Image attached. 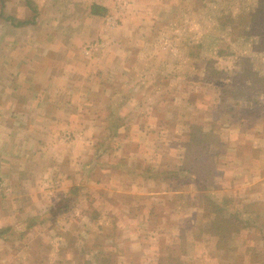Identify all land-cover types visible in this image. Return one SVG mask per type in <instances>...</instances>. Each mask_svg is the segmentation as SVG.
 I'll list each match as a JSON object with an SVG mask.
<instances>
[{
    "label": "rangeland",
    "instance_id": "1",
    "mask_svg": "<svg viewBox=\"0 0 264 264\" xmlns=\"http://www.w3.org/2000/svg\"><path fill=\"white\" fill-rule=\"evenodd\" d=\"M256 4L0 0V264H194L223 252L207 247L215 202L243 218L232 247L264 254V88L242 74H264L242 34ZM196 128L204 190L178 171Z\"/></svg>",
    "mask_w": 264,
    "mask_h": 264
},
{
    "label": "trees",
    "instance_id": "2",
    "mask_svg": "<svg viewBox=\"0 0 264 264\" xmlns=\"http://www.w3.org/2000/svg\"><path fill=\"white\" fill-rule=\"evenodd\" d=\"M100 7L101 6L94 5L92 10L97 14L104 13L102 7ZM241 17L244 21V29L242 31L243 36L255 37L256 41L254 42L253 47H255L256 51H264V0H257L256 6L248 14ZM234 20L237 19L235 18ZM24 23H26V21H22V23L18 24ZM209 64L210 65L206 68V74L212 76L217 75L220 77L221 73L224 71L213 67L211 61ZM248 69L249 68L246 70ZM242 74H244L245 77ZM242 74L241 76L250 81H252L255 76H259L260 86L264 88V74L257 75L250 69L246 72L242 71ZM236 88L238 89L239 87ZM209 135V132L203 133L198 128H196L194 132L190 131L187 140L183 143L186 147L185 156L178 170H181V172H188L189 175L194 178L193 183L199 190L208 188L213 184L214 180V163L212 160H209V154L211 153L209 147L211 144ZM178 171L172 172L173 175H179V173H177ZM210 199L211 198H209V200ZM226 201H228V199H226ZM215 203L217 206L216 209H209L214 215L206 226V231L209 234L207 247L211 251L213 249L212 246H214L217 247L219 251L223 252L220 256H215L209 252L206 254L202 253L207 259L202 256L199 258L201 261H198L197 263L193 261L194 264H252V262L255 264H264V254L261 252H257L255 249L254 252H250L251 248L245 246L244 249L247 248L248 254L244 255L243 252H240L241 250H237L236 246L232 247L227 238H231L236 230L240 231V228L244 225L243 218L239 217L237 212H232L228 216L220 214L221 212L218 213L221 204L219 202ZM174 257L173 254H169L165 258L167 262L166 264H192V260H189V263H181L179 259H174ZM108 264H110L109 261Z\"/></svg>",
    "mask_w": 264,
    "mask_h": 264
},
{
    "label": "crops",
    "instance_id": "3",
    "mask_svg": "<svg viewBox=\"0 0 264 264\" xmlns=\"http://www.w3.org/2000/svg\"><path fill=\"white\" fill-rule=\"evenodd\" d=\"M99 4H104V3H99ZM95 4H93L92 6H91V11H90V13L92 14V16H101V15H104V13L107 11V8L106 7H104V6H106V4H104L103 6L102 5H98V6H101L102 7V10H103V12L104 13H101V14H97V13H94V11L92 10L93 9V6H94ZM100 7V8H101ZM86 68V67H85ZM101 72V71H100ZM100 72H98V73H100ZM87 73V72H86ZM98 73H95L94 75H96V74H98ZM90 78H92V76H90L88 79H90ZM115 125L117 126V124L115 123ZM11 137V136H10ZM32 137V138H31ZM31 137H28V136H23V135H17V140H19L20 139V141H24L23 140V138L24 139H26V140H32V141H34L33 139H35L33 136H31ZM45 138H42V137H40L39 139H36L37 140V142L39 143L38 144V146L37 145H35L33 148H32V150H34L31 154H30V157L32 158V157H35V158H42V156H41V154H42V151H41V148H42V145H43V143H45V142H47V140H44ZM39 140V141H38ZM25 142V141H24ZM26 145L24 144V145H21V144H17L16 146H14V147H12V148H10L9 147V152H13L14 154H18V153H21V152H24V154H26V153H28L27 152V150L26 149H24V148H27V147H25ZM6 149H8V148H6ZM39 152V153H38ZM27 156H28V154H27ZM41 156V157H40ZM22 176H23V174H21ZM18 178H22L21 176H18ZM24 183H22V181L20 182L19 181V183H21L22 185L19 187L20 189H23V190H26L27 189V187H26V185H27V182H26V178H24Z\"/></svg>",
    "mask_w": 264,
    "mask_h": 264
}]
</instances>
